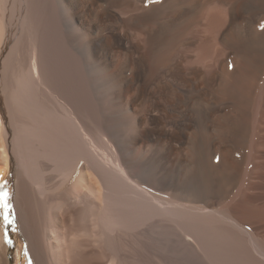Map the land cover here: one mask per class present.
<instances>
[{
    "label": "bare ground",
    "instance_id": "obj_1",
    "mask_svg": "<svg viewBox=\"0 0 264 264\" xmlns=\"http://www.w3.org/2000/svg\"><path fill=\"white\" fill-rule=\"evenodd\" d=\"M262 25L264 0H0L26 264H264Z\"/></svg>",
    "mask_w": 264,
    "mask_h": 264
},
{
    "label": "rangeland",
    "instance_id": "obj_2",
    "mask_svg": "<svg viewBox=\"0 0 264 264\" xmlns=\"http://www.w3.org/2000/svg\"><path fill=\"white\" fill-rule=\"evenodd\" d=\"M60 71L59 75L61 76L63 83L73 86L74 83H72L73 80L70 81L72 78L70 74L67 73L69 77L67 75L64 76L63 74L66 72ZM63 77L69 79L65 80ZM12 197L13 193L10 190L9 184L7 182L0 183V242L3 239L4 242L7 241L9 244L7 246L9 264H26V258L28 255L26 254V249L18 236L14 215L10 213V209L13 208ZM5 204H7L8 207H5ZM5 217H7V220Z\"/></svg>",
    "mask_w": 264,
    "mask_h": 264
},
{
    "label": "snow or ice",
    "instance_id": "obj_3",
    "mask_svg": "<svg viewBox=\"0 0 264 264\" xmlns=\"http://www.w3.org/2000/svg\"><path fill=\"white\" fill-rule=\"evenodd\" d=\"M262 27H264V25H262ZM5 207H8V205H7V204H5ZM5 219L7 220V217H5Z\"/></svg>",
    "mask_w": 264,
    "mask_h": 264
}]
</instances>
